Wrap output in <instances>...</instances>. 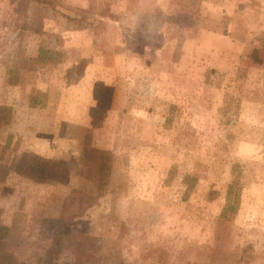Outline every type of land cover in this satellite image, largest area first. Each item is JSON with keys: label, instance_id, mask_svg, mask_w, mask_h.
Returning a JSON list of instances; mask_svg holds the SVG:
<instances>
[{"label": "rangeland", "instance_id": "rangeland-1", "mask_svg": "<svg viewBox=\"0 0 264 264\" xmlns=\"http://www.w3.org/2000/svg\"><path fill=\"white\" fill-rule=\"evenodd\" d=\"M0 108L18 262L78 264L82 234L80 264H264V0H0ZM22 152L61 179L18 174Z\"/></svg>", "mask_w": 264, "mask_h": 264}, {"label": "trees", "instance_id": "trees-1", "mask_svg": "<svg viewBox=\"0 0 264 264\" xmlns=\"http://www.w3.org/2000/svg\"><path fill=\"white\" fill-rule=\"evenodd\" d=\"M42 1V0H41ZM92 100L93 104H90L84 111L85 116L88 118V125L90 128L96 127L99 122L102 120V115L106 111L108 107V96L111 94V86H107L101 84L99 82H92ZM44 96H42L43 98ZM42 98H33V102L38 103L42 100ZM5 108H0V119H4L3 111ZM91 131L88 133H84L82 137V153L83 158L86 160L84 164L86 167H90V171L92 167L96 164L95 176L98 181H100L101 171L104 169V165L106 163V157L103 159L101 156L104 154L101 149L95 145L91 138ZM98 159V161H96ZM90 161H95L89 163ZM89 163V164H88ZM61 163L58 161L50 162L47 158H42L38 154L30 153V152H22L19 154L16 164L14 165V170L25 177L31 178L33 180H42L47 179L48 177L51 179L60 180V176L64 174L61 170ZM80 207V204L78 205ZM87 206V205H85ZM84 206V207H85ZM82 208V202H81ZM78 242L75 245V261L80 264L82 262L83 256V237L82 234H76ZM51 255L49 254L47 258L42 260V264H50ZM0 264H22L15 260L11 250L10 245L6 240H4V236L0 234Z\"/></svg>", "mask_w": 264, "mask_h": 264}]
</instances>
